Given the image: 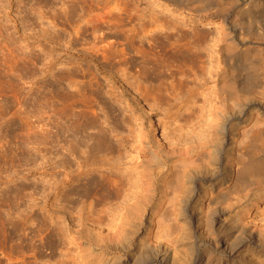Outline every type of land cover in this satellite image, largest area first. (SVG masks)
Returning a JSON list of instances; mask_svg holds the SVG:
<instances>
[{
  "label": "rangeland",
  "instance_id": "374dc122",
  "mask_svg": "<svg viewBox=\"0 0 264 264\" xmlns=\"http://www.w3.org/2000/svg\"><path fill=\"white\" fill-rule=\"evenodd\" d=\"M174 4L0 0V264H139L145 236L137 222L146 223L149 209L94 183L111 171L144 193L141 180L186 156V147L214 154L220 137L212 120L223 109L203 85L186 96L178 77L189 70L178 50L208 52L245 1H225L227 21L215 8L189 16ZM249 45L248 55L256 50ZM172 88L179 99L165 95ZM102 141L111 151L94 154ZM157 185L150 186L154 199ZM240 194L221 210L239 212L242 225L263 234L264 195ZM218 224L208 223L211 235ZM227 250L223 258L248 264L246 244Z\"/></svg>",
  "mask_w": 264,
  "mask_h": 264
},
{
  "label": "bare ground",
  "instance_id": "6f19581e",
  "mask_svg": "<svg viewBox=\"0 0 264 264\" xmlns=\"http://www.w3.org/2000/svg\"><path fill=\"white\" fill-rule=\"evenodd\" d=\"M171 1L175 6L181 5L189 16H202L214 8L224 14V21L229 16L223 6L226 0ZM244 1L245 5L237 7L228 30L215 39L208 52L195 47L178 50L189 70L178 77L186 86V96L201 94L199 87L203 85L209 89L205 95L217 97L224 110H220L219 118L212 120L219 127L220 137L214 154L207 153L204 157L203 148L186 147L183 151L186 156L170 159L159 177L152 172L141 180L144 193H139L133 182L127 185L121 178L110 177L111 171L94 183L103 187L104 181L109 188L107 192L126 203L134 199L132 202H138V207L149 209L146 223L137 222L145 236L136 254L141 259L139 264H234L222 256L229 253L227 249L242 244L248 246L247 254L241 259L244 263L264 264V233L252 234L241 224L239 212L222 211L220 206L224 201L230 204L238 201L240 193L248 189L256 196L264 195V0ZM249 44L256 48L254 56L248 55L252 48ZM145 67L151 73L158 70L153 65ZM249 68L254 74H248ZM175 90H166L165 95L179 99L180 91ZM254 102L256 113L246 117L248 107ZM100 148L110 152L112 144L100 142L94 154ZM220 150L225 152L222 165L218 158ZM91 155L88 150L87 157ZM103 162L114 164V161ZM202 171L204 175L198 174ZM69 180L67 177L66 181ZM152 181L158 182L155 199L150 192ZM190 208L196 216L190 213ZM178 220L183 222L180 227ZM188 220L197 223L192 226ZM216 220L219 230L211 235L216 230L212 226ZM219 232L222 235L218 238ZM202 246L207 254L202 253Z\"/></svg>",
  "mask_w": 264,
  "mask_h": 264
}]
</instances>
